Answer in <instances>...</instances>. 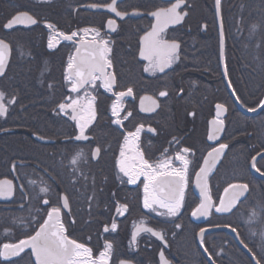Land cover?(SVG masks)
Here are the masks:
<instances>
[{
    "label": "flooded vegetation",
    "instance_id": "obj_1",
    "mask_svg": "<svg viewBox=\"0 0 264 264\" xmlns=\"http://www.w3.org/2000/svg\"><path fill=\"white\" fill-rule=\"evenodd\" d=\"M200 1L202 0H190L191 8L188 9L189 15L185 18V24L168 30L170 36L178 37L183 41L182 58L181 62L175 66L174 72L170 70L169 75L158 73L159 79L144 73L142 66L145 62L138 61V38L143 34V31L148 30L151 17H131L130 23L124 25L123 31L112 34L114 70L118 73V79L122 86H133L136 96L135 99L126 98L125 108L132 110L137 119L129 118L131 123L125 121V125L132 127L144 123L146 127L151 125L161 130L159 135L149 133L142 135V150L146 151V154L151 158H159L165 148L174 151L178 146L173 141V137H176L181 141V146L191 147L196 153L193 168H190L191 183L186 195L187 210L182 211V218H177V222L182 225L179 230L170 221L146 213L138 203V193L130 190L134 186H127L125 190L119 191L120 198L127 200L131 211L125 217H119L114 208L112 209V216L116 218L119 229L118 233L113 234L110 239L114 242L115 256L120 259H130L133 264H159L160 251H164L170 264H208V257L213 253L219 254L212 256L213 264H254L247 248L244 247L245 250H243L233 234L225 232L206 234V243L201 247L197 233L199 227H207L210 222L213 225L221 226L209 230L220 228L231 230L230 227L223 225H239L238 240H244L251 246V242L258 241L260 231L264 230V211L257 207L258 203L264 204V180L256 178L251 172L252 157H257L258 153L264 152V110L259 115L252 117H247L238 110L226 90L220 68L219 53V68L218 70L212 69V71L219 74V81L222 83L221 87L225 90L226 95L210 103L209 90H218L220 84L216 83L218 79L215 80L208 76L207 53L197 52V49L198 44L203 46L209 41L208 27L210 24L215 21L217 36L218 29L214 15V0L213 8ZM79 2L80 0H51L50 3H40L38 0H0V37L5 38L6 41H12L16 48L11 61L17 67L8 73L41 74L44 73V59H50L51 63L48 62L46 65L48 67L57 66L63 75L67 56L71 49L65 46L66 42H60L55 50H48V30L44 28L43 21L53 22L63 31L76 30L78 26H99L102 21L106 23L103 15L85 10ZM129 2L135 5L139 0H129ZM155 2L160 3L161 0H155ZM17 9L35 13L41 18V23L30 28L19 26L18 30L14 29L11 34L5 35L8 30L3 29L2 25ZM116 19L118 24L122 23L119 18ZM204 25H207L206 29ZM177 28L179 31H176ZM44 50L46 58H44ZM227 55L230 57V68L227 66L228 80L231 81V73L233 87L238 91L241 73L239 54L237 52L225 53L226 60ZM250 73L252 76L251 89L254 91L257 87V69H251ZM2 79L0 78V80ZM193 82L195 83L193 84ZM67 87L64 81V92L56 102H51L53 105L63 102ZM180 87L184 89L182 97L178 94ZM160 90H168L171 98H160L158 96ZM0 91L6 93V98L15 96L13 90L2 86V84H0ZM100 93H103L102 89ZM144 95H151L160 100L161 107L154 113L139 112V98ZM113 100L114 97L107 93L99 96L97 101L99 105L98 122L92 126L95 129L92 133L94 144H101L106 150L102 160L99 162L93 160L90 163H84L81 160L73 165L72 160L79 151V147L67 141V137L73 132L72 122H65L66 118L56 115L54 116L55 126H52L48 137L44 138L48 143L42 144L44 148L40 149L43 162L49 165L55 163L57 171L60 172L64 181L59 188L51 187L49 195L51 194L52 198L56 200L58 192L62 195L64 189L67 188L69 192L73 193L72 198L78 204L85 202L87 198L91 203L99 205L92 211L72 213L66 222V224H70L73 219L76 220V224L69 227L72 229L69 232L70 236L86 242L93 247L94 251L102 250L105 243L104 237L108 235L102 230V225L108 217V213L103 211V205L109 202L111 193L124 187L116 179L120 174L114 168V160L118 157L122 137L119 131L114 130L116 126L111 125L108 119ZM217 103H224L228 108L225 132L221 134V141L227 142L229 148L219 159L209 177L213 200L223 197L225 195L224 188L228 183L235 182L241 174L246 175L250 184V192L247 194L248 199L238 204L237 209H234L235 215L223 218L213 213L207 219L203 217L195 219L191 217V210L199 203V192L194 186L195 172H198L199 167L203 166V157H206L207 152L211 150L210 145L219 143V141L213 142L207 139L211 134L209 123L215 117ZM13 106L11 105L9 110ZM255 107L259 108V103ZM193 112L194 116L190 114ZM124 114L122 113V115ZM141 117L145 119H140ZM3 119L0 118V179L13 178V174L10 172V162H15L18 165L23 162L25 167L19 170L20 174L30 180L32 170H39L32 164L33 148L30 141L33 139L37 143L39 142L36 140V136H32L30 139L17 126L9 125ZM81 147H84L86 153L89 151L86 145H81ZM73 168L83 170L89 177L87 181L80 182L78 190L68 183ZM256 170L260 174L264 173V160L257 161ZM93 177L95 178V189H93ZM14 183H16L15 180ZM50 183L48 176L44 174V187L49 186ZM57 183L59 184V180ZM93 195H95V199L90 200L89 198ZM140 195L142 196V192ZM16 199L19 197L17 196ZM29 204V200L26 199V211L30 208ZM21 208L12 201L0 202V214L14 213L11 222L13 225L19 226L20 229L17 233L20 235L25 230L28 221L31 220L30 217L18 218L15 215L16 210ZM253 211L257 212L256 217H252ZM98 213L102 214L98 215ZM141 220H144L147 226L165 234L167 248H164L155 237H148L143 233L138 247L129 248L134 224H139ZM252 231H255L257 235L253 236ZM0 232L15 233L16 231L0 229ZM234 234L237 236L236 233ZM89 237H91L90 240Z\"/></svg>",
    "mask_w": 264,
    "mask_h": 264
},
{
    "label": "snow or ice",
    "instance_id": "obj_2",
    "mask_svg": "<svg viewBox=\"0 0 264 264\" xmlns=\"http://www.w3.org/2000/svg\"><path fill=\"white\" fill-rule=\"evenodd\" d=\"M38 2L50 3L51 0H38ZM259 3L264 5V0H259ZM81 7L94 10V14L103 15L106 23L102 21L99 26H78L76 30L63 31L55 23L43 21L44 28L48 30L47 49L55 50L60 42H66L65 46L71 49L63 73V79L68 86L67 92L63 102L56 103L54 115L66 118L65 122H72L73 132L67 137V141L79 147L72 164L76 165L81 160L84 163H90L93 160L99 162L106 150L101 144H94L92 139V133L95 131L92 126L98 122L97 101L103 93L114 97L108 119L111 125L116 126L114 130L119 131L122 137L118 157L114 160V168L120 174L116 179L124 187L111 193L109 202L103 205V211L108 213V217L102 225V230L108 235L104 237L105 243L102 250L94 251L93 247L71 237L68 232L69 227L76 224L75 219L70 224H66L68 217L72 215L73 193L65 188L62 195L58 192L55 201H52L49 196L51 187L59 188L64 183L55 163L49 165L37 162L36 167L40 168L42 165L44 174L48 176L51 183L39 189L43 196L33 197L34 189H30L29 185H35L36 182L28 180L19 171L25 167V164L22 162L18 165L10 162L13 178L0 179V201L5 203L12 201L24 207L26 199L35 198L39 207L37 215L28 221L25 230L21 233L23 238L0 244V264H25V261L26 264H133L130 259H120L115 256L114 242L110 239L113 234L118 233L119 229L116 218L112 216V209L114 208L119 217H125L131 211L127 200H122L119 196V191L125 190L127 186H134L130 190L138 193V203L146 213L170 221L178 230L182 228L177 218H182V211L187 210L186 195L191 183L190 168H193L196 153L191 147L181 146V141L176 137H173V141L178 146L174 151L165 148L159 158H151L146 151L142 150V135L144 133L159 135L161 130L151 125L146 127L144 123L132 127L125 125V121L131 123L129 118L137 119L132 110L125 108L126 98L135 99L136 96L133 86H122L118 73L114 70L112 34L123 31L124 25L130 23L131 17H151L148 30L143 31L138 38V61L145 62L142 70L150 76L157 77L158 73L169 75L170 70L174 72L175 66L181 62L183 41L178 37L170 36L168 30L185 24V18L189 15L188 9L191 8L190 0H161L160 3H156L155 0H139L135 5H132L129 0H90L81 4ZM243 7L242 4L241 9ZM214 15L220 22L219 58L225 61L224 76L227 77L229 73L224 56L226 37L223 30L222 0H214ZM116 18H119L122 23L118 24ZM40 23L41 18L35 13L17 9L2 28L8 30L5 35H9L12 30H18L19 26L30 28ZM204 28L206 29L207 25H204ZM256 28L257 24H252V33ZM176 31L179 29L177 28ZM257 47L259 48L260 45L257 44ZM15 50L12 41H6L5 38L0 37V78H8V72L11 70L10 61ZM262 67H264V61H262ZM48 87L52 89L53 86L49 84ZM228 87L232 89L231 95L236 98V102L240 103L241 107H246L247 112L258 111L255 106L244 105L231 81ZM101 89L103 93H100ZM183 93L184 89L178 88V94L181 97ZM158 96L171 98L168 90H160ZM15 104H17V97L6 98V93L0 91V118H6L9 107ZM161 105L162 102L151 95L139 98L141 113H154ZM259 108L264 109V100L259 101ZM227 112L228 108L224 103L215 105V117L210 122L211 134L207 139L213 142L219 141V143L210 145L211 150L207 152L206 157H203V166L195 172L194 186L199 192L198 206L191 210V217L195 219L201 217L207 219L213 213L223 218L235 215L234 209H237V205L248 199L250 184L245 174H241L235 182L228 183L224 188L225 195L218 197L217 200H213L209 186L210 175L229 148L227 142L221 141V134L225 132ZM122 113L125 114L122 115ZM190 114L195 115L194 112ZM36 139L43 140L44 137L37 135ZM81 145H86L89 151L86 153ZM258 155L261 160H264V152ZM256 165V157H252L251 167L255 169ZM88 179L87 173L83 170L73 168L68 183L78 190L80 182ZM95 187L93 177V189ZM17 196L19 199H16ZM89 199L94 200L95 195ZM257 207L264 211V204L258 203ZM40 212H43L42 216ZM100 214L102 213H98ZM256 216L257 212L253 211L252 217ZM220 226L210 222L207 227H199L197 236L201 247L206 243V233L209 229ZM223 226L230 227L239 238L240 234L237 231L239 225ZM142 233L147 234L148 237H155L164 248L168 247L165 234L147 226L145 221L141 220L139 224H134L129 240L130 249L138 247ZM252 235L256 236L257 233L252 231ZM88 239L90 240L91 237ZM240 242L247 248L255 264H264V230L260 231L258 241L251 242V246L244 240ZM213 255L219 254L209 255L208 264H213ZM159 264H170L164 251L159 252Z\"/></svg>",
    "mask_w": 264,
    "mask_h": 264
},
{
    "label": "trees",
    "instance_id": "obj_3",
    "mask_svg": "<svg viewBox=\"0 0 264 264\" xmlns=\"http://www.w3.org/2000/svg\"><path fill=\"white\" fill-rule=\"evenodd\" d=\"M89 0H80V4L87 3ZM204 4L210 5L213 8V0H202ZM223 3V28L226 37L225 53L237 52L240 59L241 73L239 77V89L237 95L240 96L242 102L246 106H255L259 101L264 98V67H262V61H264V5L259 3V0H222ZM244 5L241 9V5ZM241 17L243 19L241 20ZM257 24V28L252 33V24ZM239 29V31L237 30ZM250 33H252L250 35ZM209 41L203 46L198 44L197 52H206L208 58V73L209 77L218 79L216 82L219 85L218 90H209L210 103L220 99L221 96H225V90L221 87L222 83L219 81V74L214 73L212 69L218 70V53H219V40L216 32L215 21L208 27ZM257 44L260 47H257ZM232 57V56H231ZM44 58H46V51L44 50ZM48 58V56H47ZM227 55V66L230 68ZM51 63V60L44 59V73L41 74H25L17 75L8 73L7 79L0 80L2 86H7L8 89L15 92L17 97V104L10 108L9 114L3 121L9 123V125L17 126L24 134L30 139L32 136L40 135L47 138L48 133L55 126L54 119V107L51 102H56L59 96L64 92L63 84L64 79L61 69L57 66L48 67L46 64ZM11 61V69L17 67ZM256 68V89H251L252 76L250 70ZM231 82L233 77L230 73ZM53 87L49 89L48 85ZM44 102V103H42ZM246 108V107H244ZM232 115V113H231ZM7 124V123H6ZM32 151V164L36 168L37 162H43L42 153L40 149L44 148V145L37 143L31 139ZM44 163V162H43ZM238 164V163H236ZM241 164V163H240ZM42 167V165H41ZM33 169L31 173V179L36 183L30 185V189H34L33 197L43 196L39 192L41 187H44V170ZM53 190V189H52ZM51 196V194L49 195ZM52 201H55L52 198ZM29 210L26 211L25 206L21 209H17L15 215L18 218L30 217L31 219L37 215V209L39 207L37 199L32 198L29 200ZM98 205L91 203L87 198L85 202L77 203L71 198L72 213L77 211H92ZM14 215L0 214V229L14 230L15 233L0 232V244L4 242H13L17 238H23L17 231L19 226L13 225L11 217ZM43 215V212H40ZM5 220L2 221V219ZM38 218V217H37ZM72 229L69 228L68 232Z\"/></svg>",
    "mask_w": 264,
    "mask_h": 264
},
{
    "label": "water",
    "instance_id": "obj_4",
    "mask_svg": "<svg viewBox=\"0 0 264 264\" xmlns=\"http://www.w3.org/2000/svg\"><path fill=\"white\" fill-rule=\"evenodd\" d=\"M84 9H85V8H84ZM85 10H87V11H91V12H94V10H90V9H85ZM216 23H217L218 39H219V28H220V22H219V19H218L217 17H216ZM176 27H178V26H175L174 28H176ZM169 29H170V28H169ZM223 30H224V28H223ZM224 56H225V47H224ZM219 57H220V51H219ZM219 59H220V58H219ZM220 68H221V72H222L223 80H224V83H225V86H226V90H227V92L229 93V95L231 96V98H232V100L234 101V104H235V106L238 108V110H239L243 115H245V116H247V117H252V116H257V115H259L264 109H260V108H258V111L253 112V113H249V112L246 111L245 108L241 107L240 103H237V102H236V98H235L234 96L231 95L232 89H230V88L228 87V84H229L228 76H227V77L224 76L225 61H224V60H221V59H220ZM209 125H210V131H211V124L209 123ZM36 140H37V139H36ZM37 141H38L39 143H41V144H46V142H45L46 140H44V139H43V140H37ZM47 143H48V142H47ZM256 160H257V161L260 160L259 155L256 157ZM251 164H252V163H251ZM251 172H252V174H253L256 178H258V179H260V180H264V175H261V174L256 170V168L253 169V168L251 167ZM0 202H2V201H0ZM214 232H225V233L233 234L234 237L236 238V240L238 241L239 246H240L243 250H245L244 246L241 244V242L238 240L237 236H236L231 230H229V229H225V228H220V229L209 230L206 234L214 233ZM253 262H254V261H253ZM254 264H255V262H254Z\"/></svg>",
    "mask_w": 264,
    "mask_h": 264
}]
</instances>
